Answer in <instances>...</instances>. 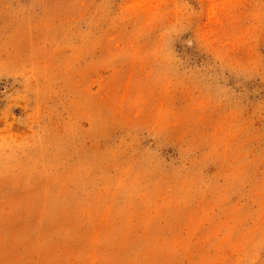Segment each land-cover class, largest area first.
Wrapping results in <instances>:
<instances>
[{"label": "rangeland", "instance_id": "rangeland-1", "mask_svg": "<svg viewBox=\"0 0 264 264\" xmlns=\"http://www.w3.org/2000/svg\"><path fill=\"white\" fill-rule=\"evenodd\" d=\"M0 264H264V0H0Z\"/></svg>", "mask_w": 264, "mask_h": 264}]
</instances>
